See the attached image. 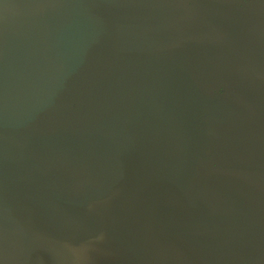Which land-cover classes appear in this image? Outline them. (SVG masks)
Masks as SVG:
<instances>
[{
    "label": "water",
    "instance_id": "95a60500",
    "mask_svg": "<svg viewBox=\"0 0 264 264\" xmlns=\"http://www.w3.org/2000/svg\"><path fill=\"white\" fill-rule=\"evenodd\" d=\"M264 0H0V264H264Z\"/></svg>",
    "mask_w": 264,
    "mask_h": 264
},
{
    "label": "flooded vegetation",
    "instance_id": "af4514ba",
    "mask_svg": "<svg viewBox=\"0 0 264 264\" xmlns=\"http://www.w3.org/2000/svg\"><path fill=\"white\" fill-rule=\"evenodd\" d=\"M249 1H251V2H255V1H257V0H249ZM262 174H264V171H263V173Z\"/></svg>",
    "mask_w": 264,
    "mask_h": 264
}]
</instances>
